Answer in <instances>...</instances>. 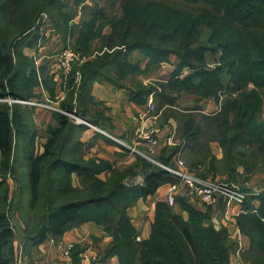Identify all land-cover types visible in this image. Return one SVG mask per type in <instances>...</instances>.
I'll return each instance as SVG.
<instances>
[{"label":"trees","instance_id":"16d2710c","mask_svg":"<svg viewBox=\"0 0 264 264\" xmlns=\"http://www.w3.org/2000/svg\"><path fill=\"white\" fill-rule=\"evenodd\" d=\"M26 4L24 0H0V17L4 21L1 27L12 29L17 26L21 31L28 32L5 42L1 37L5 32L0 29V99H30V88L19 90L16 86L17 81L23 83L29 79L36 84L38 82L35 74L29 73L30 63L22 57V47L32 45V41L27 40L28 36L37 35L41 27L37 23L44 20V14L52 21L59 14L60 7L50 13L45 11L48 1L37 3L33 13ZM60 20L59 24L55 21L54 24L61 26ZM106 26L110 32L101 37V47L106 53L79 70L80 95L86 97L88 84L96 77L108 79L109 74L103 73L108 66L124 67L125 70L121 71L127 75L138 72L136 63L134 66L128 59L133 51L148 58L147 67L151 69H156L168 61L170 55H174L179 63L166 83L145 88L138 86V91L132 92L140 106L152 94L157 111L166 106L161 114L177 122L176 139L180 143L174 149L165 150L160 156V163L171 166L177 156L189 153L191 162L190 166H186L202 178H226V182L237 184L250 181L256 174L264 175V0H124L120 14L106 20ZM204 32L207 43H202ZM87 37L91 35L85 36L80 44H86ZM207 52L213 55L220 53V57L216 60L211 58L214 61L211 64L205 55ZM116 75L118 78H112L111 82L120 86L123 74ZM8 83L11 85L8 86ZM181 93L212 100L217 109L212 113H203L196 105L190 111L177 112L172 108ZM86 101L90 103L92 100L88 98L82 104ZM8 106L0 104V158L6 163L0 173L4 175L0 179V189L6 185L7 173L12 175L17 189L22 188V178L26 177L29 210L33 213L39 205L40 187L45 174L49 175L48 170L56 175L51 181L61 186V190L54 187L53 191L61 199L68 197L63 201L53 198L42 207L38 224L32 232L24 230V246L29 244L36 248L48 238L60 240L68 229L93 222L103 227L112 239L103 258L93 264H103L111 257L116 258L117 264H230L236 242L231 241L225 228H214L211 222L214 209L192 214L189 205L180 196L175 198L173 206L167 202L155 205L150 235L148 239L136 243L137 232L126 215L127 209L136 200L155 194L163 185L176 184V178L161 167L138 159L144 173L143 184L126 185L124 179L127 172L111 169L110 164L104 161L84 160V153L79 154L80 151L72 149L75 146L84 148V145L72 142L79 127L62 115L40 154H28L24 166L16 167L15 160L12 166H8L12 156L11 120L19 119L21 111L11 110V114ZM13 106L16 108L15 104ZM62 109L68 112L71 101L65 100ZM195 113L199 114L198 119ZM16 124L19 122L16 121ZM212 145L219 147L220 159L212 154ZM54 147L58 153L56 149L53 151ZM66 149L69 153L65 152ZM24 168L26 172H22ZM100 174H105L106 178L100 179ZM73 177L90 190L85 198L76 197L85 188L82 186V190H76L70 186ZM116 177L118 182L111 186L112 191L96 194L97 189H104ZM52 189L48 188L49 191ZM114 197L120 198L116 204L113 203ZM14 199L20 201L17 197ZM257 199L259 206L256 213L249 212L254 206L253 198H248L243 205L248 213L236 219L237 229L249 241V247L242 255L249 264H264V195ZM7 200V193L2 192L0 264H16L13 228L9 227L5 210ZM174 207L187 213V218L176 213ZM219 208L223 209L224 203H220ZM85 210L92 214L83 217ZM28 220L31 221L32 217ZM7 246L10 252L6 251ZM83 251L74 245L70 264H80Z\"/></svg>","mask_w":264,"mask_h":264},{"label":"crops","instance_id":"0c3cea01","mask_svg":"<svg viewBox=\"0 0 264 264\" xmlns=\"http://www.w3.org/2000/svg\"><path fill=\"white\" fill-rule=\"evenodd\" d=\"M61 1L64 5L59 8V14L54 20L58 22L59 19H62L60 20L62 26L58 25V29H56V25H52L53 21L49 20L44 14L43 16H46L47 19L45 18L43 20V26L41 25L38 30L39 37L36 38V42H32L31 46L23 45L21 50L24 60H28L30 63L29 73L32 72L35 74L38 81L36 84L37 87L33 90L35 95L34 98L41 97L47 99L53 96L56 105L60 104L58 109H62V103L65 100L71 101V109L67 113L75 114L78 111L80 115L86 116L89 119V122L87 121L89 124H92L98 129L100 128L99 130H94L88 125H85L86 129L84 131H78L77 134L73 136L72 142L76 141L84 145L86 151L84 153V160L95 159L97 161L107 162L110 164L111 169H117L121 173H128L127 177L124 179L126 185L142 186L144 173L138 164L139 156L130 154L126 151V146L124 147L125 144L133 146L138 142L136 131L139 125L136 120V112L141 104L138 103L137 97L132 95V92L138 91V86L145 88L150 85L166 83L171 73L177 68L179 61L176 56L170 55L168 61L161 63L156 69H151L147 67L148 58H145L138 51H133L128 56V59L132 65L135 66L136 63L138 67L136 70H138V72L133 75H127L125 72L121 71L125 70L124 67L118 68L116 66H108V68L103 71L104 74H109L108 79L101 76L93 79L89 82V86L86 89V97H84L78 92L81 79L79 70L84 67L86 63H91L96 60V56H91V59L73 67L72 72L67 77L66 87H64L61 79L62 76L57 67L56 55L63 49L65 43L76 45V47L80 48H78L80 50L79 52L85 54V51L80 47L82 45L80 41L88 34H90L91 37L86 38L87 48H89L87 51H90V53L94 52L95 55H98L103 50V47H101V37L106 36L110 32V29L106 26V20L120 14L123 1L89 0L84 5L82 4L85 0ZM87 32L89 33L87 34ZM116 73L119 74V76L123 74L122 76L124 77L122 81L121 78L119 80V84L122 83L120 86L114 85L111 82L112 78H118ZM71 78H73V83H71ZM70 92L72 93L71 98H69ZM148 97L146 99H148ZM88 98L92 101L90 103L86 101L85 104H82V102ZM30 100H32L31 97ZM196 105L200 107L201 112H207L212 107L211 100H202L199 99L198 96L181 93L177 96L176 105L173 106L172 109L184 113L185 110L190 111ZM11 108L12 107H9L10 113L12 110ZM35 108L31 110V112H33V118H35V114L39 115L41 112H44L43 109ZM164 109H166V106L158 111L157 117V123H159L158 125L162 128L161 135H167L171 132H175L176 134L177 122L172 118L167 119L165 116L162 117L161 112ZM76 115L79 117L77 113ZM76 118H70V120H72L70 122H72L74 126L76 125V127H78V125L81 126L82 124L76 122ZM81 118L79 117V119ZM35 123H37V121L35 122L34 120V124ZM42 127H45V125L42 124ZM109 133L117 139L114 141V138L110 136ZM26 135H28L27 132H21V141L25 140L24 136ZM117 140L121 143L119 142L120 144H117ZM122 143L125 144L123 145ZM141 148L143 147L141 146ZM165 150L167 149L163 145L157 147L154 151L153 159L160 163V156ZM211 151L217 159L221 158V155L216 154L212 148ZM38 152L40 154L42 150ZM151 164L155 165L152 162ZM107 176H109V173ZM98 177L100 179H105L106 175L100 174ZM254 177L255 176L252 178ZM169 185L170 184L163 185L151 196L136 200V202L127 209L126 215L135 228L137 232L136 237H138L140 241L148 239L151 225L155 218V205L158 202H165ZM27 194L29 200L30 195L28 192ZM254 207L258 206L255 205ZM213 209L214 213L212 217L214 221H216V224H221L219 228H225L228 234L232 235L234 230H236V226L233 228L226 227L224 225L225 223L220 221V211L222 209ZM213 226L215 227L214 224ZM91 239L101 240L106 246L111 243L110 240H112L110 236H106L103 227L93 222H84L65 231L58 242L59 245L55 247V250L50 245L52 242L50 238L41 243L36 249L41 254H47L51 258H56L57 253H60L64 245L72 243L77 246H82L86 242L89 243ZM243 243L246 246L245 253L249 247V241L245 236H243ZM110 245L111 244H109L108 247L104 246V248H109ZM17 247L19 248V252H21L22 246L20 243ZM14 249L15 251L17 249L15 242ZM24 262L26 263V261ZM44 262L45 261H40L37 263L43 264ZM61 262L63 264L69 263V261L65 260ZM80 264L93 263L80 259ZM103 264H117V260L115 257H111L105 260Z\"/></svg>","mask_w":264,"mask_h":264},{"label":"rangeland","instance_id":"374dc122","mask_svg":"<svg viewBox=\"0 0 264 264\" xmlns=\"http://www.w3.org/2000/svg\"><path fill=\"white\" fill-rule=\"evenodd\" d=\"M47 1H48V4L45 6L46 7L45 11L49 12V13L51 11H55L57 8H59V7L64 5L61 0H24V2L27 3L26 6L28 7V9H30L31 13H33L36 10V4L37 3H40V2L41 3L42 2L45 3ZM122 1L124 2V0H122ZM181 1L182 2H186V0H181ZM42 18L45 19L46 16L45 17L42 16ZM42 21L37 23V26H41L42 25L41 24ZM54 21L56 23H58L56 20L53 19V24H52L53 26L56 25V24H54L55 23ZM3 22L4 21L0 17V29L1 30L3 29V31L5 32L4 34H2L1 37H3V40L5 42H9L10 39H13V38L16 39V38L22 37V35H24L23 33H25V32L21 31L20 28H18L17 26L12 27L13 31H12L11 28L1 27V26H4ZM60 24H61V21H60ZM61 26H62V24H61ZM56 29H58L57 25H56ZM37 32H38L37 35L36 34L29 35L27 40H30L33 43H35L36 42L35 39L37 37H39V31H37ZM26 33H28V32H26ZM26 42H28V41H26ZM202 43H207V34H206V32H204L202 34ZM68 46L71 47L72 49H74L75 51H79L77 49L79 47H76V45H74V44H67V43L64 44L63 49L68 47ZM80 47H82L83 51H85L84 55L87 56L86 61L91 59V56H96L98 58L99 56H101V55L106 53V51L104 49L98 55H95L94 52L90 53V51H87L89 48H87V44H85V42ZM205 55H206V57L208 59V62H210L211 64L214 63V61H212L211 58H215V60H216L217 58L220 57V53H217V55H213L212 53L207 52ZM97 58H95V59H97ZM16 84H17L16 86L19 88V90L26 89V88L29 89L30 88V93L28 95L32 98V100L38 101L40 103H47L46 100H48L49 103L47 104V106H49V107H51L53 109H56V110L43 109V111L45 113L41 112L39 115L35 114V116H34L35 118H33V112H31V110H33L35 107H32V106L28 107V105H19V104H15L16 108H14L13 105L8 106V107H12L11 109L13 110V112L14 111H18V110L22 111V112L19 111V115H20L19 119H14L13 118L11 120V127L13 129V136H12V139H11V142H12V145H11L12 146V148H11L12 149V156H11V159L9 160V163H8L9 164L8 166H12V162H13V160H15L17 162L16 167H20V166H22V165L24 166L26 164V156L28 154L38 155L39 154L38 151L39 150H43V145L46 143V141L48 139V136L51 134V131H53L55 128L58 127V119H59L60 115L64 116L65 119L67 118L69 122L72 121V120H70V118L72 119L73 117H71V113H66L65 114V113H61V112L57 111V109L60 107L59 106L60 104L56 105L55 100L53 99V96H51L52 98H47V99L41 98V97L34 98L35 95L33 93V90L35 89V87H37L35 81L28 79L27 81L24 80L23 83H20L19 81H17ZM7 85L10 86L11 83H8ZM152 86H156V85H150L149 87H152ZM9 89H12V88L9 87ZM152 99H153V102H154V104H155V106L157 108L156 101L154 100L153 97H152ZM0 104H1V102H0ZM2 104H5V103H2ZM211 105H212V107H211V109L209 111H207V112L206 111H202V112L203 113H212V112L216 111L217 104L215 102H212V100H211ZM37 108H39V107H36L35 109H37ZM60 110H62L64 112L63 109L60 108ZM205 110H206V108H205ZM76 113L79 115L80 118L82 117L80 120L83 122V124L81 126L78 125V127H79L78 131L79 132L80 131H84L86 129L85 125L88 124L89 119L86 116L80 115V113L78 111ZM76 113L74 115L77 118H79L76 115ZM11 114H12V112H11ZM43 114H46V115H43ZM195 115L197 116L196 118L198 119L199 118V114L195 113ZM162 117H164V115H162ZM262 119H264V116H262ZM22 120H23V123H22ZM34 120H35V122L37 121V123L34 124ZM16 121L19 122V124H16ZM42 124H44L45 127H42ZM20 130H25L23 132H27V134L29 135V137L25 138L26 141H21V139H20V135H21ZM109 135L113 137L112 134L109 133ZM113 138H114V141H115V139H117L116 137H113ZM116 142H117V144L121 143L118 140ZM122 144L124 145L125 143H122ZM127 146H129V145H127V144L124 145V147L127 149L126 151H128L130 154H135V153H132L130 151V149H128ZM133 146H135V145H133ZM212 146H214V145H212ZM212 146H211L212 150L216 154L221 155L219 147L216 146L218 148L217 149L215 146L214 147H212ZM137 147H139V146H137ZM54 149H56V152L58 153V149L56 147H54L53 151H54ZM72 149H74L76 152L80 151L79 154H83V153L86 152L85 148H83V147H81V148L79 147L78 148L77 146H75ZM68 150L70 152V148ZM68 150L66 149L65 152H68ZM140 150H143V149L140 148ZM135 155L139 156L140 160L145 161L148 164H151V162L148 159H146L145 157H143V156H141L139 154H135ZM180 158L185 162V165L190 166L189 165V161L191 162V160H190V157H189V153H185L184 155H180ZM3 160H4L3 158H0V170H1L0 173L3 171V166L6 165V163ZM25 168H24V170H22V172H26ZM187 170L193 176H196L198 178L200 177V176H197V174H196L197 172L195 170H194L195 173H194L193 170L190 171L188 167H187ZM199 171L200 170H198V173H199ZM47 172L49 173V175L45 174V176L43 178V181H42V184H41V187H40L39 205L36 206L33 209V211H34L33 213L30 212V210H29L30 206H29V200H28V194H27V188H26L27 187L26 186V183H27V178L26 177L22 178V182H21L22 188L21 189L20 188L17 189L16 182L15 181L14 182L11 181L12 178H13L12 175L10 173H7L6 176H5L6 185H5V187H2L0 189L1 193L2 192H6L7 195H8V200H7L6 205H5V210H6V213H7V218L9 219V227L13 228L12 230H13L14 236H13L12 240H13V242H15V246H16L17 249L14 252V254L13 253L12 254L14 255V259H15V263L16 264H26V263L27 264H38L37 262H40V261H45L43 264H63L61 262L62 261V257H60L61 251H60V253H57L56 258L55 257L51 258L47 254H45V255L41 254L33 245L27 244V245L24 246V243H25L24 230L25 229L26 230L29 229L32 232V229L34 228V226H36V224H38L37 220L39 219L40 213L42 211V207L46 206L48 204V202H51L53 200V198H55L57 200L59 199L61 201H63L65 198H68V197H65V198L61 199L60 195L56 194L55 191H53L54 187H59V190H61V188H60L61 186H60V183L57 184L56 182L53 183V181H51L52 177L56 178L55 177L56 175L51 174L48 170H47ZM256 175H258V176H255L250 181H247L245 183H237V184L236 183H231V182H229L231 184H228V182L225 181L226 178L223 179V178H219V177H217V178L216 177L215 178L208 177V178H203V179L209 180L211 183H223V184L227 183L228 185H231V186L235 187L236 189L240 190V192H245L247 194V199L248 198H253V200H252L253 205L254 206L255 205L259 206V201H258L257 198L259 196L264 195V175L263 174H256ZM3 177H4V175L0 174V179H2ZM58 178L60 179V177H58ZM73 178H74L73 181L71 180V182H70V186H74L73 188H76V190H82L83 187H84L82 185V183L78 179H75L76 177H73ZM200 178L202 179V177H200ZM59 179H57V180H59ZM176 180H177V183H179V184H176V185H178L182 189V192H181L182 195L180 197L183 198L182 200H185L187 202V204L190 207V210H191L192 214H196V213H200V212L203 213L208 208H210V209H213V208L218 209L219 206H220V203H224L223 200H222V197L218 196L216 204H214V205L204 204L193 193L191 188H188L187 186H185V184H184V182L182 180H180V179H176ZM117 182H118V179L116 177L113 181L107 183V185H106V187L104 189L103 188L97 189L95 191L96 194H99L101 192H102V194L109 193L110 191L113 190V187L111 188V186L113 184L117 183ZM13 183H14V185H13ZM48 188H53V189H52V191H49ZM86 189L87 188L83 189V191H79V193L76 195V197L85 198L87 196V194L90 193V190H88V189L86 190ZM117 191H118V189H117ZM52 192H54V193H52ZM16 197L19 198V200H20L19 202H18V200L14 199ZM20 197H21V199H20ZM119 199L118 198L116 199V197H114L113 198V200H114L113 203L116 204V201L119 200ZM224 206H225V204H224ZM1 208H4V205H2L0 203V209ZM106 210H107V212H109L107 204H106ZM174 210H175L176 213H179L184 218H187V213H185L184 211L179 209V207H176V208L174 207ZM233 211H235V210L232 207L231 208V213ZM90 214H92V213L90 211H87V210L82 212V216L83 217L89 216ZM29 217H32L31 221L28 220ZM211 222H212V224L215 225L214 228L216 230H218V228H219V226L221 224L220 225H218L219 223L216 224V221H214L213 217L211 219ZM224 225L226 227H228V228H233L234 226H236V223L233 224L232 222L229 221V222H227ZM106 236L108 237L109 235L106 233ZM229 236L231 238V241L234 242L233 235L229 234ZM12 240H11V243H12ZM51 240H52V242L50 243V245L55 250V247H57L59 245L58 244L59 240H54V239H51ZM135 241H136V243L141 242V241H137L136 239H135ZM19 243L22 246L21 252H19V248L17 247V245H19ZM109 244H111V243H109ZM109 244L106 246V244H103L101 240L91 239L89 241V243L86 242L82 246H78V248L83 249L84 251H88L89 253L92 252L93 254H95V260L88 261L89 263H91V262L95 263L98 260H100L101 258H103L105 252L107 251L106 247H108ZM12 246H13V244H12ZM104 246H106V247L104 248ZM75 248H76V245H75ZM10 250H11L10 247L7 246L6 251L10 252ZM71 256H72V254H71ZM71 256H70V258H71ZM70 258L68 260L69 261L68 264H70V262H71ZM80 259L82 260L81 257H80ZM24 261H26V263ZM243 261L248 263V261H246V259H243Z\"/></svg>","mask_w":264,"mask_h":264},{"label":"built area","instance_id":"2783aa9c","mask_svg":"<svg viewBox=\"0 0 264 264\" xmlns=\"http://www.w3.org/2000/svg\"><path fill=\"white\" fill-rule=\"evenodd\" d=\"M88 1L89 0H85L82 5H84ZM86 59L87 56L79 51H75L69 46L62 49L56 55V63L59 73L62 76L61 79L63 81L64 87H66L67 77L72 72L73 67L85 62ZM0 102L6 103L9 106L13 104H19L39 107L40 109H53L47 106V104L49 103L48 100H46L47 103H40L38 101L30 99L1 98ZM57 111L65 114L67 113L65 111L63 112L60 109H57ZM71 116L76 118L74 114H71ZM157 117L158 112L156 106L153 102L152 95H149L145 104L143 106H140V108L136 112V120L138 121L139 125L136 131V138L138 142L135 144V146H127L128 149H130L132 153L139 154L155 165L161 167L172 177L182 180L185 186L191 188L193 193L199 198L202 203L207 205H214L217 203L218 196H221L225 206L220 211V221L225 224L229 221L235 224L236 218L239 215L248 213V211L243 208V205L247 200V194L245 192H240V190L236 189L235 187L228 185L231 183H211L209 180L193 176L187 170L185 162L178 156L175 158L171 166L162 165L161 163H158L153 159L154 151L160 145H163L167 150H171L177 147L180 143L176 139L175 132H171L167 135H161L162 128L157 123ZM76 122L78 124H83V122L79 118H76ZM87 125L92 129L97 130V128L92 124L88 123ZM137 146H139L140 148L142 146L143 150H140V148ZM176 184H170L168 192L166 194L165 202H167L169 206H173L175 204V198L182 195V189ZM232 207L235 211L231 213ZM249 212L256 213L257 207H254L253 210ZM232 235L234 241L236 242V249L230 255V264H249L244 262V258L242 257L246 248L243 243V235L237 229V227ZM136 240L140 241L138 237H136ZM73 248L74 244L72 243L64 245V247L61 249L60 255V257H62V260H69ZM80 257L83 261L87 262L95 260V254H93L92 252L89 253L88 251H84L80 255Z\"/></svg>","mask_w":264,"mask_h":264}]
</instances>
